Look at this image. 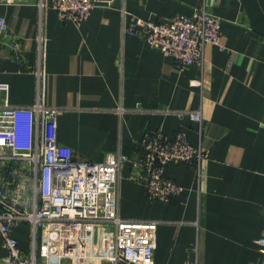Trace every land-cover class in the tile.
<instances>
[{
    "label": "crops",
    "instance_id": "0c3cea01",
    "mask_svg": "<svg viewBox=\"0 0 264 264\" xmlns=\"http://www.w3.org/2000/svg\"><path fill=\"white\" fill-rule=\"evenodd\" d=\"M49 3L0 0V82L9 102L64 108L57 140L77 157L121 155L118 213L161 221L154 264H264L255 244L264 231V0L98 1L80 24L61 21ZM195 8L221 19L218 43L204 46L199 63L180 68L122 31L123 11L154 20ZM181 129L207 155L198 167L168 166L180 195L148 200L128 177L136 141L146 130ZM13 235L30 249L26 224Z\"/></svg>",
    "mask_w": 264,
    "mask_h": 264
},
{
    "label": "built area",
    "instance_id": "2783aa9c",
    "mask_svg": "<svg viewBox=\"0 0 264 264\" xmlns=\"http://www.w3.org/2000/svg\"><path fill=\"white\" fill-rule=\"evenodd\" d=\"M98 1L109 5L113 0H50L49 6L61 21L80 24ZM122 16L123 33L171 56L180 68L202 62L204 46L216 45L220 35L221 19L203 8L154 20L127 18L126 11ZM6 30L0 16V34ZM8 89L0 82V241L5 250L0 264H154L161 221L118 213L121 155L108 152L101 161L75 156L56 136L58 114L65 109L39 101L11 104ZM188 115L200 121L199 111ZM136 148L128 177L143 187L146 199L164 203L183 191L168 166L198 167L207 155L182 129L171 135L146 130ZM260 212L264 220V203ZM20 223L29 228L28 251L13 235ZM255 244L264 260V231Z\"/></svg>",
    "mask_w": 264,
    "mask_h": 264
}]
</instances>
